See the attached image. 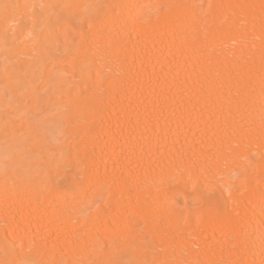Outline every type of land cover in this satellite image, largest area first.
<instances>
[{"label": "bare ground", "instance_id": "obj_1", "mask_svg": "<svg viewBox=\"0 0 264 264\" xmlns=\"http://www.w3.org/2000/svg\"><path fill=\"white\" fill-rule=\"evenodd\" d=\"M93 260L264 264V0H0V264Z\"/></svg>", "mask_w": 264, "mask_h": 264}, {"label": "snow or ice", "instance_id": "obj_2", "mask_svg": "<svg viewBox=\"0 0 264 264\" xmlns=\"http://www.w3.org/2000/svg\"><path fill=\"white\" fill-rule=\"evenodd\" d=\"M5 7H7V6H5ZM4 264H8V262H4ZM12 264H15V262H12ZM25 264H27V262H25ZM88 264H115V262H109V261H105V260H93V261H89ZM120 264H133V262L121 261Z\"/></svg>", "mask_w": 264, "mask_h": 264}]
</instances>
